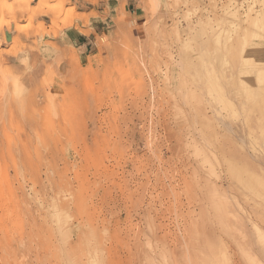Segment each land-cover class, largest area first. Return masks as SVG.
Masks as SVG:
<instances>
[{
  "label": "rangeland",
  "instance_id": "rangeland-1",
  "mask_svg": "<svg viewBox=\"0 0 264 264\" xmlns=\"http://www.w3.org/2000/svg\"><path fill=\"white\" fill-rule=\"evenodd\" d=\"M13 2L0 264H264V0ZM104 2L79 63L63 30Z\"/></svg>",
  "mask_w": 264,
  "mask_h": 264
},
{
  "label": "crops",
  "instance_id": "crops-1",
  "mask_svg": "<svg viewBox=\"0 0 264 264\" xmlns=\"http://www.w3.org/2000/svg\"><path fill=\"white\" fill-rule=\"evenodd\" d=\"M15 3V4H14ZM28 3L29 0H27L26 3H17L13 2V15L15 17V14L17 12H20L22 14L27 13L28 10ZM31 5V4H30ZM108 7L110 8L108 10ZM107 7V2H104V4H98L96 6H93L90 8L91 11L95 12V15L89 14V24L85 23H78L75 26L65 28L63 30V40L69 46V48H72L77 51V59L78 62H88L91 58L95 55V45H96V39L97 36L102 35L107 31V24L109 21V12L112 11L111 5ZM132 10L129 8V4L126 1L124 8H123V20L128 19V17H132ZM129 15V16H128ZM111 21H117L120 17L117 18V12L112 13ZM109 18V19H110ZM121 19V18H120ZM86 25V30L88 33H82L80 30L81 25ZM5 37L9 35V32H5Z\"/></svg>",
  "mask_w": 264,
  "mask_h": 264
},
{
  "label": "bare ground",
  "instance_id": "bare-ground-1",
  "mask_svg": "<svg viewBox=\"0 0 264 264\" xmlns=\"http://www.w3.org/2000/svg\"><path fill=\"white\" fill-rule=\"evenodd\" d=\"M48 0H42L43 4L46 3ZM13 9H10L12 11ZM13 12V11H12ZM11 13V12H10ZM9 14V13H8ZM19 27V26H18ZM20 31V30H19Z\"/></svg>",
  "mask_w": 264,
  "mask_h": 264
}]
</instances>
